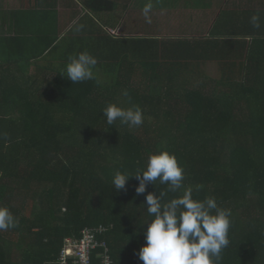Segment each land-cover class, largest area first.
<instances>
[{
    "label": "trees",
    "instance_id": "1",
    "mask_svg": "<svg viewBox=\"0 0 264 264\" xmlns=\"http://www.w3.org/2000/svg\"><path fill=\"white\" fill-rule=\"evenodd\" d=\"M77 1L87 11L77 23L92 27L89 42L75 39V54L97 58L93 80L72 84L62 75L67 62L0 56V205L18 220L0 232V264H62L66 241L87 228L106 230L98 239L113 264H142L143 203L167 186L149 183L137 195L135 177L120 192L111 181L161 150L177 157L186 185H203L195 199L213 196L231 209L219 264H264V11L229 15L235 28L226 34L218 23L206 38L158 39L104 31L112 24L102 15L121 0ZM110 103L139 106L144 123L107 125Z\"/></svg>",
    "mask_w": 264,
    "mask_h": 264
},
{
    "label": "clouds",
    "instance_id": "2",
    "mask_svg": "<svg viewBox=\"0 0 264 264\" xmlns=\"http://www.w3.org/2000/svg\"><path fill=\"white\" fill-rule=\"evenodd\" d=\"M146 23H152V0L142 7ZM254 28L261 27V17L255 13L250 17ZM84 25L76 23L74 31H83ZM97 58L87 51L79 52L68 58L62 73L72 84L82 83L95 78L94 69ZM124 96L128 93L125 90ZM106 124L116 122L129 129L144 123L143 110L139 106L121 107L110 103L102 109ZM135 177L137 195L144 194L149 183L157 181L166 185L159 194L146 195L145 211L150 219L139 226L144 243L136 255L142 264H219L223 250L229 245V231L232 225V211L221 207L215 197L195 199L194 192L203 189L202 184L186 185L185 169L177 157L167 150L149 154L143 167L134 174L119 169L112 175L115 191L125 190L129 178ZM168 193H179L165 199ZM18 227V220L7 206L0 205V232Z\"/></svg>",
    "mask_w": 264,
    "mask_h": 264
},
{
    "label": "crops",
    "instance_id": "3",
    "mask_svg": "<svg viewBox=\"0 0 264 264\" xmlns=\"http://www.w3.org/2000/svg\"><path fill=\"white\" fill-rule=\"evenodd\" d=\"M119 2L116 11L102 15L112 24H103V29L117 30L125 37L206 38L218 23L221 34L235 28L231 14L246 9L264 11V0H152V23L141 27L133 14L147 0H132L128 7L125 1ZM125 11L130 12L129 20L125 19ZM86 12L77 0H0L1 58L62 62L63 67V62L80 50L75 39L82 37L89 42L92 24L88 20L82 32L72 31Z\"/></svg>",
    "mask_w": 264,
    "mask_h": 264
},
{
    "label": "built area",
    "instance_id": "4",
    "mask_svg": "<svg viewBox=\"0 0 264 264\" xmlns=\"http://www.w3.org/2000/svg\"><path fill=\"white\" fill-rule=\"evenodd\" d=\"M117 36L118 33L110 30ZM106 230L103 228L85 229L80 239H68L61 255L62 264H93V256L100 259L99 264H113L110 249L105 240H99Z\"/></svg>",
    "mask_w": 264,
    "mask_h": 264
},
{
    "label": "rangeland",
    "instance_id": "5",
    "mask_svg": "<svg viewBox=\"0 0 264 264\" xmlns=\"http://www.w3.org/2000/svg\"><path fill=\"white\" fill-rule=\"evenodd\" d=\"M136 9V8H135ZM141 9L142 8H137L136 10H135V14H133L134 16H135V20L137 21V23H139V26H143V27H145V25L147 24L146 22H145V20H144V17H143V15H142V11H141ZM125 13V19H127V20H129V18H130V12H127V11H125L124 12ZM152 17V16H151ZM155 19V18H154ZM157 23V22H156ZM157 25V24H156ZM143 29H140L139 31H142ZM141 33V32H140ZM146 33V32H145ZM139 36H140V34H139ZM205 72L208 74V75H210V76H212V77H217V67H216V65L215 64H207L206 66H205Z\"/></svg>",
    "mask_w": 264,
    "mask_h": 264
}]
</instances>
